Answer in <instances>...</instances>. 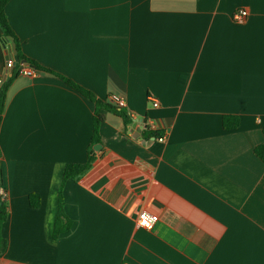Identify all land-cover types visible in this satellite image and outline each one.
I'll return each instance as SVG.
<instances>
[{
    "label": "crops",
    "instance_id": "0c3cea01",
    "mask_svg": "<svg viewBox=\"0 0 264 264\" xmlns=\"http://www.w3.org/2000/svg\"><path fill=\"white\" fill-rule=\"evenodd\" d=\"M6 13L53 73L20 72L8 89L0 264H264V0H9ZM10 42L0 28V71ZM60 76L123 97L133 122L105 116L91 169L62 187L73 227L55 241L64 169L88 158L95 112Z\"/></svg>",
    "mask_w": 264,
    "mask_h": 264
},
{
    "label": "trees",
    "instance_id": "16d2710c",
    "mask_svg": "<svg viewBox=\"0 0 264 264\" xmlns=\"http://www.w3.org/2000/svg\"><path fill=\"white\" fill-rule=\"evenodd\" d=\"M9 0H0V28L2 29L3 36L6 38H14L15 39V45L17 49V54L19 56L20 62L24 61L26 63L32 64L35 69L38 71H45L53 73L51 70L42 68L39 66L38 63L33 61L31 58H28L25 56L21 50V47L19 45V40L16 37L15 33L12 31L11 26L8 23V16L6 13V6ZM20 65H17L14 67V72L12 75V78L9 80H5V82L0 87V118L2 120V116L4 113V110L7 105V94L8 89L11 87L13 80L16 78V76L20 73ZM60 78L73 90L77 91L78 94L82 95L83 97L87 98L95 105V112L93 113V136H91V142L88 147V158H86V161L84 163L75 164V163H69L66 165L64 169L63 174V180H62V186L59 191V198L57 203V210L54 220V226L52 229V239L57 241L60 239L61 235L68 232L71 227H73V220L69 218L64 210V203L65 199L63 196V185L66 181L73 180V181H79L92 167V164L95 157V150L94 146L96 144H101L100 141V128L101 125L105 121V116L109 113L116 114L122 118V121L124 122L125 127L127 128L132 124V118L130 117L128 111L123 107H118L110 102H106L103 100H100L97 96H95L90 91L82 88L81 86L77 85L74 81L61 77ZM0 120V123H1ZM238 119L237 116H225L223 117V126L226 130H232L238 128ZM264 134V129H263ZM142 135L145 141H150L152 139H157L161 136L160 132L152 131L149 127H144L142 130ZM255 153L259 157V159L264 163V142L261 145H257L255 147ZM1 156H2V149L0 146V254L5 252L7 247V241L3 236V224H6L8 220V206L7 201L5 200V196L2 193V179H3V173L1 168ZM40 203V197L36 195H32L30 197L29 205L31 208H36L39 206Z\"/></svg>",
    "mask_w": 264,
    "mask_h": 264
},
{
    "label": "built area",
    "instance_id": "2783aa9c",
    "mask_svg": "<svg viewBox=\"0 0 264 264\" xmlns=\"http://www.w3.org/2000/svg\"><path fill=\"white\" fill-rule=\"evenodd\" d=\"M248 17V12L245 9H237L234 14H233V20L235 23L242 25L246 22ZM20 72L28 77H34L39 71L35 68H32V66H28L29 64L26 62H21L20 63ZM15 67V60L13 58H7L5 60V64H4V68L3 71H0V87L2 86V84L5 82L7 75L10 71V69ZM108 101L118 107H123L125 108L126 106V102L123 99V97L119 96V95H110ZM151 102L153 104L154 107H158L159 103L157 100L155 99H151ZM164 136H161L159 138H157L160 141L164 140ZM158 215L150 213L148 211H143L139 214V225L146 229V230H150L153 229V227L155 226V224L158 221Z\"/></svg>",
    "mask_w": 264,
    "mask_h": 264
},
{
    "label": "water",
    "instance_id": "95a60500",
    "mask_svg": "<svg viewBox=\"0 0 264 264\" xmlns=\"http://www.w3.org/2000/svg\"><path fill=\"white\" fill-rule=\"evenodd\" d=\"M10 39V44L7 46V49L5 50V53H9L10 55L12 54L13 57H10L9 55H7L6 59L7 58H13L15 60V66L19 65L21 62H20V59H19V56L17 54V49H16V45H15V39L14 38H9ZM23 62V61H22ZM13 72H14V68L10 69L8 75H7V78L6 80H9L12 78V75H13ZM1 120V118H0ZM102 148L101 145L99 144H96L94 146V150L96 151H99L100 149Z\"/></svg>",
    "mask_w": 264,
    "mask_h": 264
}]
</instances>
